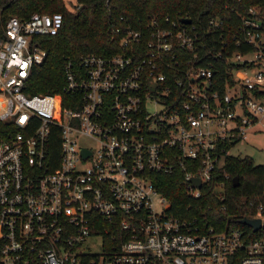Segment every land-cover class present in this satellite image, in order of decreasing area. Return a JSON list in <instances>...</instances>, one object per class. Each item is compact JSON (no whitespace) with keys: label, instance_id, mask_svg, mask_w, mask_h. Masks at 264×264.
Instances as JSON below:
<instances>
[{"label":"built area","instance_id":"2783aa9c","mask_svg":"<svg viewBox=\"0 0 264 264\" xmlns=\"http://www.w3.org/2000/svg\"><path fill=\"white\" fill-rule=\"evenodd\" d=\"M261 15L254 3L201 28L187 14H154L112 53L66 56L61 93L25 89L46 55L33 36L55 33L61 12L10 16L0 35V264H264V230L178 214L154 180L180 168L190 199L205 188L224 198L225 154L255 124L264 133ZM211 54L238 64L232 80L215 76ZM248 204L240 221L259 218L248 224L258 230L264 172Z\"/></svg>","mask_w":264,"mask_h":264},{"label":"trees","instance_id":"16d2710c","mask_svg":"<svg viewBox=\"0 0 264 264\" xmlns=\"http://www.w3.org/2000/svg\"><path fill=\"white\" fill-rule=\"evenodd\" d=\"M254 3L260 6L264 22V0H0V35L3 36L6 21L12 15L24 18L34 11H60L62 22L55 33L33 36L46 49V55L41 62L32 65L25 89L61 93L63 59L66 56L76 62L84 52L112 53L119 48L118 40L127 27H141L154 14H168L174 18L187 14L202 28L209 15H220L226 22H231L237 12L245 14L248 5ZM232 6L234 8H230ZM113 28H117V32L111 38ZM214 36L216 41L208 43L207 49L218 47L220 35L216 32ZM209 59L214 63V74L219 80L225 77L232 80L231 70L238 66L236 62L228 60L225 55L211 54ZM215 87L220 92L227 89L226 86ZM4 126L7 124L0 120V130ZM230 144L229 141L227 146ZM223 167L229 173L223 199L209 188H205L199 197L190 199L184 191L180 168L170 173H157L154 180L159 190L170 198L171 206L178 214L195 215L201 224H212L218 229L234 225L248 230L249 236L260 234L264 226L253 230L240 221V216L250 213L252 208L248 199L262 190L263 163L255 162L247 154L228 152L224 156ZM234 174L239 178L236 185L231 180Z\"/></svg>","mask_w":264,"mask_h":264},{"label":"rangeland","instance_id":"374dc122","mask_svg":"<svg viewBox=\"0 0 264 264\" xmlns=\"http://www.w3.org/2000/svg\"><path fill=\"white\" fill-rule=\"evenodd\" d=\"M254 131H248L246 137H239L234 142L230 151L240 155H250L255 162H264V133L262 125H254Z\"/></svg>","mask_w":264,"mask_h":264},{"label":"water","instance_id":"95a60500","mask_svg":"<svg viewBox=\"0 0 264 264\" xmlns=\"http://www.w3.org/2000/svg\"><path fill=\"white\" fill-rule=\"evenodd\" d=\"M183 20H186V21H189L190 18L189 17H184ZM193 180L196 181V183L198 185H200V180L198 177H193ZM232 180V183L234 185L238 184L239 182V178H238V175L237 174H234L231 178ZM241 221L246 223V224H249L253 227V229H257L259 226H260V219L259 218H256V217H243L241 218Z\"/></svg>","mask_w":264,"mask_h":264}]
</instances>
